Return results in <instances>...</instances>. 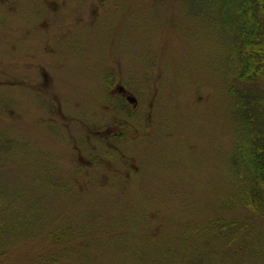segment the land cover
<instances>
[{
	"label": "rangeland",
	"instance_id": "obj_1",
	"mask_svg": "<svg viewBox=\"0 0 264 264\" xmlns=\"http://www.w3.org/2000/svg\"><path fill=\"white\" fill-rule=\"evenodd\" d=\"M233 2L0 0V263L264 264V216L232 199L253 174L233 90L264 104V62L231 79Z\"/></svg>",
	"mask_w": 264,
	"mask_h": 264
},
{
	"label": "trees",
	"instance_id": "obj_2",
	"mask_svg": "<svg viewBox=\"0 0 264 264\" xmlns=\"http://www.w3.org/2000/svg\"><path fill=\"white\" fill-rule=\"evenodd\" d=\"M197 1V0H188ZM209 4L219 3L223 0H202ZM237 9V23L240 26L238 31L239 37H243L242 53L238 61H236V69L240 70L232 76L235 84L248 81L259 80L257 72L261 71L264 58V47L261 42H257L259 37L264 36L262 28L264 20L263 3L264 0H233ZM262 28L260 32L258 28ZM240 37V38H241ZM236 95L235 114L239 120L240 127L246 132L244 138L247 144L246 157L249 158L253 167L251 183L242 187L234 195L236 204L241 209L264 216V104H255L248 100V96L244 91L237 89L234 91ZM241 150V148H239ZM236 197V198H235ZM2 207V206H1ZM247 222H230L222 225L214 226V231L219 233L222 238L227 239L230 245H235V241L240 237L243 228L247 226ZM264 235L258 237L254 243L256 244V253L264 259ZM202 262V261H200ZM3 264V263H0ZM201 264V263H200Z\"/></svg>",
	"mask_w": 264,
	"mask_h": 264
},
{
	"label": "flooded vegetation",
	"instance_id": "obj_3",
	"mask_svg": "<svg viewBox=\"0 0 264 264\" xmlns=\"http://www.w3.org/2000/svg\"><path fill=\"white\" fill-rule=\"evenodd\" d=\"M42 31H44V30H42ZM71 34L72 33H69L67 35H71ZM38 69H39V75H38V71H37V75L39 77V83H40L41 87H45V86L47 87L48 85H50V83H49L50 73L48 72V70H46L47 67L39 66ZM108 87H109L107 90L108 95L110 97H112L113 99H119L122 102H124L125 104L131 105L129 103V100L133 99V97H134L136 99V105H137V103H138L137 96L134 94L133 91H131V89H129L127 87V85L123 81L122 77L118 76L117 78L112 80V82L109 84ZM131 107H132V105H131ZM94 133L96 136H103L104 138H107V135L115 136V137L119 136V130L116 129L114 126L108 127L105 132L104 131H95ZM130 167H132V165H130ZM130 171H131L130 169H127L126 173H129Z\"/></svg>",
	"mask_w": 264,
	"mask_h": 264
},
{
	"label": "water",
	"instance_id": "obj_4",
	"mask_svg": "<svg viewBox=\"0 0 264 264\" xmlns=\"http://www.w3.org/2000/svg\"><path fill=\"white\" fill-rule=\"evenodd\" d=\"M131 103H135V98L129 100Z\"/></svg>",
	"mask_w": 264,
	"mask_h": 264
}]
</instances>
